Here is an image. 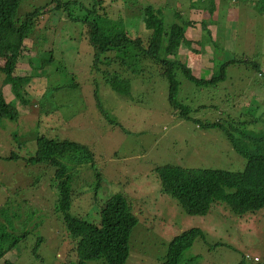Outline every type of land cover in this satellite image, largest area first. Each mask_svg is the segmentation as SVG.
Instances as JSON below:
<instances>
[{
    "label": "rangeland",
    "instance_id": "rangeland-1",
    "mask_svg": "<svg viewBox=\"0 0 264 264\" xmlns=\"http://www.w3.org/2000/svg\"><path fill=\"white\" fill-rule=\"evenodd\" d=\"M103 2L22 0L18 8L16 19L27 22L31 31L13 73L31 83L25 82L28 101L22 102L11 90L9 75L0 71V92L20 112L18 120L3 118L0 123V220L10 232L29 233L19 237L21 242L0 264H72L78 258L75 243L68 245L62 214L54 210L51 186L57 181L56 168L30 161L36 154L37 137L43 134L82 142L95 153L104 181L95 194L96 176L92 168H86L83 177L89 179L90 192L74 199L78 214L98 222L105 201L118 192L126 193L140 222L132 231L125 264L162 263L173 237L193 227H199L205 237H197L184 252L183 264H240L242 260L264 264V208L242 216L213 202L206 215L187 214L177 198L161 190L156 170L162 165L236 172L246 168L247 158L236 151L226 133L214 126L203 127L201 122H222L227 127L232 122V132L236 125L264 133V0ZM148 5L162 9L167 26L182 23L181 18L192 21L191 9L202 7L207 9L206 16L214 13V19H220L223 30H232L231 41L217 39L211 45L215 68L196 72L199 78L219 75L217 84L199 85L182 69L176 70L178 99L193 109L189 119L180 116L181 108L170 105L169 82L161 65L143 56L138 47L110 51L127 62L128 72L121 77L128 79L130 96L117 92L106 81L105 72L92 65L90 22L96 20L106 36L147 37L144 9ZM197 25L192 36L207 32L204 24ZM196 43L197 47L209 45L204 39ZM145 44H149L147 38ZM5 63L6 57L0 59V65ZM236 135L243 138L240 132ZM13 151L18 156L8 158ZM77 176L80 179L72 185L79 190L82 177L78 172ZM39 235L44 240L35 253ZM89 264L107 263L95 259Z\"/></svg>",
    "mask_w": 264,
    "mask_h": 264
},
{
    "label": "trees",
    "instance_id": "trees-1",
    "mask_svg": "<svg viewBox=\"0 0 264 264\" xmlns=\"http://www.w3.org/2000/svg\"><path fill=\"white\" fill-rule=\"evenodd\" d=\"M21 1L0 0V56L6 57V63L0 65V71H5L9 75L13 90L19 97L22 96L20 89L24 87L25 79L23 76H12L11 73L20 55L23 39L30 31L28 23H19L16 19ZM97 1L104 4V0ZM61 5L62 3H58L56 6L61 7ZM144 13L145 26L149 31L147 37L138 35L133 38L127 33L106 36L102 34L96 20L90 22V39L94 46L92 65L105 72L106 81L117 92L130 96L131 88L130 84L127 86L128 79L121 77V74L128 72L125 67L127 62L123 57L112 55L110 51H125L128 45L138 47L144 54L143 56L151 57L158 65H161L163 74L169 82L170 105L174 109L181 108L180 116L189 119L193 109L178 99L180 82L176 77V70L182 69L189 79L199 85L217 84L221 77L216 75L209 79L197 78L189 67L176 57L180 45L189 41L186 38V29L195 23L193 20H183L179 14H176L181 18L182 23L174 22L167 26L162 16V9L148 5ZM146 38L149 42L147 46ZM172 56L175 59H171ZM117 62L119 64L115 66ZM114 68L122 71L113 70ZM23 100L26 102V98ZM43 100L41 103H44ZM16 108L15 105L8 103L3 93L0 92V123L3 118L17 120ZM231 124L233 123L230 122L227 127L222 122H201L203 127L214 126L226 133L236 151L247 158L244 170L236 172L179 165H162L156 168L161 178L162 190L177 198L183 204L187 214L206 215L213 202L224 204L242 216L246 213L259 212L264 208V133L248 132L233 125L235 132H240L243 137L241 139L235 136V132H232ZM244 142L245 145H243ZM17 156V153L13 151L7 157ZM30 161L33 164L46 163L56 168L55 179L57 181L51 186L54 188L52 197L56 199L54 210L62 214V220L68 233V245L73 246L75 243L78 259L72 264H89V261L95 259H102L107 264H125L130 255L129 240L132 231L140 222V216L133 212L131 201L126 193L118 192L105 201L101 210V220L98 222L90 221L78 214L77 211L80 208L73 206L74 199L85 197L90 192L86 184L89 179L83 177L86 168H92L96 176L95 194L98 193V188L104 181L102 172L96 166L94 151L82 142L43 134L37 137L36 154L30 158ZM77 172L82 177L79 181V190L73 189L72 185L74 179L75 181L80 179ZM83 179H85L84 184L81 182ZM28 233L23 232L17 235L10 232L0 220V260L17 247L21 242L19 237ZM43 237L38 236L33 248L35 253L43 242ZM197 237H205L199 227L184 229L175 235L166 260L160 264H183L181 260L184 252L192 246ZM4 264L13 263L5 261ZM240 264H244L243 260Z\"/></svg>",
    "mask_w": 264,
    "mask_h": 264
},
{
    "label": "crops",
    "instance_id": "crops-1",
    "mask_svg": "<svg viewBox=\"0 0 264 264\" xmlns=\"http://www.w3.org/2000/svg\"><path fill=\"white\" fill-rule=\"evenodd\" d=\"M244 1L246 2V0ZM191 10L195 14V18H193V21L195 23L193 25H190L186 29V37L189 40V43L187 41L183 42L180 49L178 50L177 55L179 56L180 61L184 62L187 66L192 68L195 75L201 76V74L198 73L202 69L215 68L213 66V60L210 59V53L212 50L211 45H215L217 43V39H224L226 42H229V40L231 41L233 38V33L232 30H228L227 28L223 30L224 27H222L220 19H214V13H209V15L206 16L205 13L207 9L199 7L192 8ZM198 23L204 24L207 28V32L200 33L199 36H192L195 35V32H193L192 29H195L196 26H198ZM203 39L206 40L209 45H203L201 43ZM198 40H200L201 43L199 47L196 46V42ZM190 44H195V47L189 48L188 46ZM201 65H203V67Z\"/></svg>",
    "mask_w": 264,
    "mask_h": 264
},
{
    "label": "clouds",
    "instance_id": "clouds-1",
    "mask_svg": "<svg viewBox=\"0 0 264 264\" xmlns=\"http://www.w3.org/2000/svg\"><path fill=\"white\" fill-rule=\"evenodd\" d=\"M66 3H69V2H66ZM25 23H27V22H25ZM101 28V27H100ZM102 30V29H101ZM30 31H31V26H30ZM30 31H29V33H28V35L23 39V46H22V49H21V51H20V55L23 53V51L24 50H26L27 49V45H26V38H28V36H29V34H30ZM102 34L103 35H105L103 32H102ZM187 38V37H186ZM90 41H91V39H90ZM91 45H92V42H91ZM180 47H181V45H180ZM180 47H179V49H180ZM20 55L18 56V58H17V61H16V64H17V62H18V60H19V57H20ZM176 57H177V59L180 61V59H179V57H178V55H176ZM0 59H4V57H2V56H0ZM171 59H175L173 56L171 57ZM180 62H182V61H180ZM184 65H186L184 62H182ZM16 64H15V66H14V69H13V71H12V73H11V75L12 76H22V75H15L13 72H14V70H15V67H16ZM187 66V65H186ZM187 67H189V66H187ZM193 73V72H192ZM194 74V73H193ZM195 75V74H194ZM197 78H199V76L198 75H195ZM24 77V76H23ZM9 79H10V77H9ZM24 79H25V82H27V83H31V82H29V81H27V79L24 77ZM205 79H207V78H205ZM209 79V78H208ZM191 80V79H190ZM10 83H12L11 82V80H10ZM28 84V85H29ZM21 86H22V84H21ZM11 90H12V92H13V94L15 95V97L16 98H18L19 100H21L22 102H24V100H23V98H26V101H28V99H27V97H26V95H25V93H24V90H25V84H24V87L22 86L21 87V89H20V93L22 94V96L21 97H19V96H17V94H16V92L13 90V86L11 85ZM2 93V92H1ZM5 97V96H4ZM6 99V98H5ZM6 101H7V99H6ZM8 103H10L9 101H7ZM12 104V103H11ZM100 104V103H99ZM14 105V104H13ZM16 106V105H15ZM17 107V106H16ZM100 107H102V105L100 104ZM17 109V111H18V117L16 118L17 120L19 119V116H20V112H19V109L18 108H16ZM161 190H162V185H161ZM163 191V190H162ZM164 192V191H163ZM168 194V193H167ZM78 259V258H77Z\"/></svg>",
    "mask_w": 264,
    "mask_h": 264
}]
</instances>
